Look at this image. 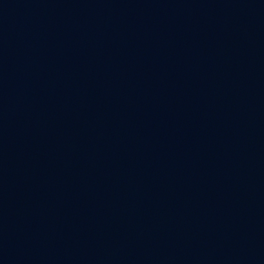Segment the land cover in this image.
I'll return each instance as SVG.
<instances>
[{"label":"water","instance_id":"water-1","mask_svg":"<svg viewBox=\"0 0 264 264\" xmlns=\"http://www.w3.org/2000/svg\"><path fill=\"white\" fill-rule=\"evenodd\" d=\"M0 264H264V0H0Z\"/></svg>","mask_w":264,"mask_h":264}]
</instances>
